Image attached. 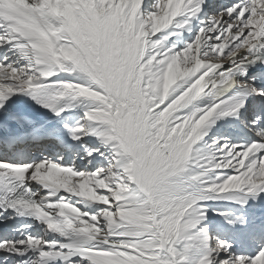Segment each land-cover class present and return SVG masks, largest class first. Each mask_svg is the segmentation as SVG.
<instances>
[{
    "label": "snow or ice",
    "instance_id": "6c2138e0",
    "mask_svg": "<svg viewBox=\"0 0 264 264\" xmlns=\"http://www.w3.org/2000/svg\"><path fill=\"white\" fill-rule=\"evenodd\" d=\"M0 264H264V0H0Z\"/></svg>",
    "mask_w": 264,
    "mask_h": 264
},
{
    "label": "rangeland",
    "instance_id": "374dc122",
    "mask_svg": "<svg viewBox=\"0 0 264 264\" xmlns=\"http://www.w3.org/2000/svg\"><path fill=\"white\" fill-rule=\"evenodd\" d=\"M235 127H232L231 130H230V132L228 130V133H225V134H229L231 136H234V134L236 133V128ZM209 207H212V208L218 207V208H221L223 210H228V209L234 208L235 206L233 204H221V203L212 204V203H209Z\"/></svg>",
    "mask_w": 264,
    "mask_h": 264
},
{
    "label": "bare ground",
    "instance_id": "6f19581e",
    "mask_svg": "<svg viewBox=\"0 0 264 264\" xmlns=\"http://www.w3.org/2000/svg\"><path fill=\"white\" fill-rule=\"evenodd\" d=\"M222 123V124H221ZM220 125H224L225 126V129H226V132L225 133H228V130L230 132L231 128H228L227 127V123L225 121H220L219 124L217 125V127H220ZM236 128V133L234 134V137L235 136H238L240 134V129L238 126L235 127ZM222 131H224V129H222ZM229 135V134H228ZM208 203H212V204H217V203H221V204H231L230 202L228 201H220V202H215V201H210ZM251 203V201H250ZM259 210V209H258Z\"/></svg>",
    "mask_w": 264,
    "mask_h": 264
}]
</instances>
